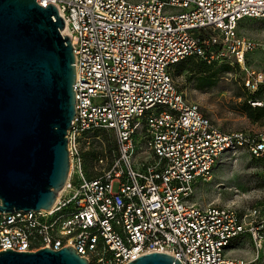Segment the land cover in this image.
Here are the masks:
<instances>
[{
    "label": "built area",
    "instance_id": "built-area-1",
    "mask_svg": "<svg viewBox=\"0 0 264 264\" xmlns=\"http://www.w3.org/2000/svg\"><path fill=\"white\" fill-rule=\"evenodd\" d=\"M36 2L56 8L72 45L70 171L50 209L0 214V252L73 247L88 264H128L153 252L181 264H246L231 242L247 218H264V199L241 213L191 196L233 155L261 162L264 179V130L222 132L177 89L173 70L191 57L236 65L247 91L264 90V71L244 68L255 45L238 33L243 19L264 21V0ZM100 131L113 134L116 149L94 159L102 167L90 177L81 137Z\"/></svg>",
    "mask_w": 264,
    "mask_h": 264
},
{
    "label": "water",
    "instance_id": "water-1",
    "mask_svg": "<svg viewBox=\"0 0 264 264\" xmlns=\"http://www.w3.org/2000/svg\"><path fill=\"white\" fill-rule=\"evenodd\" d=\"M56 8L0 0V214L48 210L69 175L74 56ZM0 264H88L75 249L0 252ZM128 264H181L150 253Z\"/></svg>",
    "mask_w": 264,
    "mask_h": 264
},
{
    "label": "rangeland",
    "instance_id": "rangeland-1",
    "mask_svg": "<svg viewBox=\"0 0 264 264\" xmlns=\"http://www.w3.org/2000/svg\"><path fill=\"white\" fill-rule=\"evenodd\" d=\"M238 33L255 45L247 54L244 68L249 71H264V21L243 19ZM199 63L200 60L195 59ZM211 66L216 73L213 84L198 87L199 74L191 63H184L173 70V80L186 100L201 106L202 113L222 132H261L264 118L251 119L246 105L252 99L264 106V92L247 91L243 87L245 72L239 66ZM253 95V96H252ZM255 108L253 104H250ZM116 149V140L111 132L85 133L81 137V151L85 156L84 173L93 176L96 170L94 159L111 156ZM263 164L246 154L227 157L212 173L209 182H201L194 188L191 202L201 207L234 205L241 213H248L264 199V179L261 174ZM264 221V218H262ZM260 217L247 218V231L234 239L232 255L246 264H264V222ZM254 235L258 241H254Z\"/></svg>",
    "mask_w": 264,
    "mask_h": 264
},
{
    "label": "trees",
    "instance_id": "trees-1",
    "mask_svg": "<svg viewBox=\"0 0 264 264\" xmlns=\"http://www.w3.org/2000/svg\"><path fill=\"white\" fill-rule=\"evenodd\" d=\"M195 59L196 58L191 57V58H188V59L181 61L180 63H178L174 67V70L176 67H180L184 63L193 64L194 69L199 74V76L196 78L199 88L207 87L208 85L213 84L212 79L215 77L216 73L210 72L211 66H223V68H229V66H230V65L224 64V63L221 65L208 64V63L206 64L205 62H203L201 60L199 63H197V62H194ZM197 60H199V59H197ZM260 91L264 92V90L261 86L258 87V89H256L255 94H259ZM248 102H250V104L259 103L257 101L253 102L252 99H250ZM250 104L246 105V110H247V112H249V118H251L253 120H255V119L258 120V119L264 118V106H262V103H261V105L255 104L254 105L255 108H252V106H250Z\"/></svg>",
    "mask_w": 264,
    "mask_h": 264
}]
</instances>
